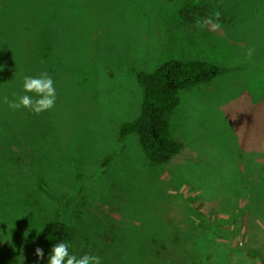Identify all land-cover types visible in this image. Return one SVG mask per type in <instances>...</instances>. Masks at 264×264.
<instances>
[{
    "label": "rangeland",
    "instance_id": "rangeland-1",
    "mask_svg": "<svg viewBox=\"0 0 264 264\" xmlns=\"http://www.w3.org/2000/svg\"><path fill=\"white\" fill-rule=\"evenodd\" d=\"M171 60L222 73L181 93L156 165L119 131ZM45 72L54 106L10 109ZM54 220L101 264H264V0H0V264H46Z\"/></svg>",
    "mask_w": 264,
    "mask_h": 264
},
{
    "label": "trees",
    "instance_id": "trees-1",
    "mask_svg": "<svg viewBox=\"0 0 264 264\" xmlns=\"http://www.w3.org/2000/svg\"><path fill=\"white\" fill-rule=\"evenodd\" d=\"M193 11L204 12L206 6L196 5ZM222 69L203 61L171 60L151 73H139L138 82L143 90L140 116L121 126V139L135 134L149 162L162 165L183 151V144L172 138L170 116L181 101V93L192 87L211 82ZM44 261L57 241L72 244L73 234L62 220L49 221L44 226ZM71 251V247H70Z\"/></svg>",
    "mask_w": 264,
    "mask_h": 264
},
{
    "label": "clouds",
    "instance_id": "clouds-1",
    "mask_svg": "<svg viewBox=\"0 0 264 264\" xmlns=\"http://www.w3.org/2000/svg\"><path fill=\"white\" fill-rule=\"evenodd\" d=\"M29 93L33 95H29ZM14 99L8 101L10 109H28L34 113L51 109L56 101V91L53 78L48 73H41L39 76H24L21 91L13 93ZM71 245L60 240L51 246L47 256L46 264H101V258L96 254L84 253L77 256L70 251ZM37 262L44 259V252L41 248L35 249Z\"/></svg>",
    "mask_w": 264,
    "mask_h": 264
}]
</instances>
